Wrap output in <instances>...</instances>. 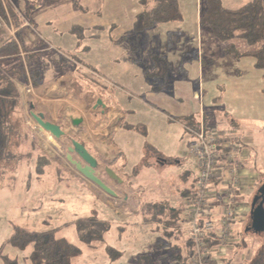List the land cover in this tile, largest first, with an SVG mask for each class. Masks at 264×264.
<instances>
[{"label": "rangeland", "instance_id": "rangeland-1", "mask_svg": "<svg viewBox=\"0 0 264 264\" xmlns=\"http://www.w3.org/2000/svg\"><path fill=\"white\" fill-rule=\"evenodd\" d=\"M248 1L250 0H222V4L227 9H237ZM185 2L186 4L182 8L185 14L182 22L168 25L171 26V29L159 25L146 31L142 35H146V37L142 39L134 35V32L119 34L120 30L127 28L131 17H133L131 10L134 5L140 3V0H80L79 2L85 11H89L86 23L94 27V29L90 28L91 30L86 31L83 38L85 45L91 48L90 58L97 59L99 48L103 45L107 55L113 54L117 50L116 54L119 53L123 57L135 56L141 62L144 61L143 58L148 55L149 50H152L151 52L166 57L172 63L174 74L178 76L168 82L164 95L156 94L153 98H148L138 90L126 86L124 83L127 75L125 77L123 74V80H117L118 84L133 93L131 96L127 95L131 99L127 98L122 102L124 109L128 111L126 112L127 121L144 124L142 130L150 129L151 136L149 134L148 138H145L147 144L159 148L164 155L169 157L168 163L172 165L166 167V170H161L160 173L157 169L160 167L156 164L158 153L154 155V152H149L148 161H153L157 168L148 169L146 167L140 170L139 167H134L136 159L141 156L139 147L142 145L138 143L137 137H131L126 133L124 143H127V149L124 148L123 152L127 155V159H122L125 160L124 163L127 161L124 169L128 174V180L126 179L125 184H122L121 178L115 172L119 171L118 164L113 166L115 171L109 167L121 180V182H116L122 187L121 192L124 194H129L128 190L133 185L136 189L138 188L136 195L138 194L139 198L147 195L150 197L159 196L162 193L168 195L174 190L176 192L179 187L180 180L177 178L179 174L189 169L192 173L195 171L197 174L196 159L191 155L190 149L185 148L179 139L172 138L171 128L165 124V122H169L168 117L159 115L147 105H141L144 101L162 105L160 102H164L166 98L174 100L175 91H178L179 86L175 87L176 82L186 81L192 86L196 80L188 69L194 61L190 56L195 57L196 51L199 49L197 46V21L193 20L197 14V0H185ZM14 3H17L22 10L28 11V13L27 11L26 13L22 12L25 20L31 23L38 21L41 16L50 18V14L56 15V22L65 18L70 20L73 16L70 13L72 9L70 0H14ZM202 4L203 0H200V5ZM67 6L68 9H66ZM200 8L202 9V6ZM50 10L53 11L50 12ZM31 29L35 30L34 26ZM38 29L40 30V28ZM39 30L38 32L34 31L35 34L40 33ZM204 32L206 35L202 45L206 54L209 55V58L206 57L204 62L200 79L202 84L201 104H204L205 122H208L210 129L214 131L216 129L218 132L229 127L234 128L232 138L249 149L250 157L244 168L251 171L254 169L253 172L258 173V176L256 175L255 179H250L255 190L246 191L243 196L246 202L253 204L259 191L264 187V75L262 71L255 68L252 58L237 59L235 55L226 54L225 45L215 40L208 31ZM147 34L149 35L147 36ZM115 37L125 38V40L120 45H110ZM246 48L238 44L236 49L239 52H244ZM146 58L147 61L144 63L149 61V58ZM106 64V66L110 65L108 62ZM125 65L127 66V58L122 59V66ZM182 65L186 70L182 74L183 77H180L182 75L179 76L181 73L179 70ZM148 66L151 69L153 67L150 64ZM133 75L135 74L132 73L130 77L134 78ZM135 81L143 84L145 79H136ZM161 83L162 81L155 80V83L153 81L151 84L156 86ZM198 94L199 88L198 92L192 95V100L197 99ZM187 100L189 101L184 98V101ZM168 112L174 115L176 110L170 107ZM7 126L11 133V122H7ZM181 155L185 160V166L174 167L173 158L170 157H180ZM3 163L5 176L0 174V264H4V257L17 264H31L28 258L32 253V246L25 251H20L7 243L16 226L31 227L38 231L60 228L57 237L79 246L82 251V254L73 260V264H138L139 256L144 254L152 258L153 264L176 262L177 251L174 247L176 243L174 240L171 241L172 245L168 248L169 250H164L165 245L156 246L157 235L149 228L120 222L114 211L110 207L104 206L106 201L103 198L107 196L114 201L116 193V196H109L97 189L98 195L94 196V192L90 194L87 191H81L74 186L72 178L64 171L56 167L48 168L46 164H44L43 172L33 171L29 168V159L19 160L13 156V153L8 152V157ZM109 175L105 171V177L111 178ZM69 187H72V190H69ZM144 187L148 189L145 190ZM188 188L192 190L193 194L195 185ZM187 201L188 199L181 198L183 209L179 215L181 219H185V223H182L185 235L191 238L190 225L186 220ZM220 210L221 208L218 211ZM82 211L83 216L80 214ZM249 211L251 212V209ZM93 214L98 215L101 220H106L110 229L101 242L89 246L79 242L75 221ZM246 216L247 218L244 216V221L234 225V241L230 246V251L226 255L224 253L218 257V264H252L264 249V231L254 232L251 229V215ZM164 240L168 244L167 239ZM111 249L112 252L122 253L118 260H113L111 257L109 253ZM184 262L190 264L188 260Z\"/></svg>", "mask_w": 264, "mask_h": 264}, {"label": "crops", "instance_id": "crops-1", "mask_svg": "<svg viewBox=\"0 0 264 264\" xmlns=\"http://www.w3.org/2000/svg\"><path fill=\"white\" fill-rule=\"evenodd\" d=\"M70 1L72 4V11L70 10V13L73 15L70 20L65 18L56 22V15L50 14V18L41 16L38 21H32V23L26 20L29 24L28 26L24 25V22L20 26H16L14 23L11 26L7 23L0 31V46L7 44L10 40H14L19 47V54L0 57V71L12 77V82L15 85L17 93L16 102H14V107L8 117V122H11L12 128L11 133H9L7 157L9 152L10 154L13 153V156L19 160L29 159V168L40 173L43 172L44 165L42 162L45 161L48 168L56 167L69 174L75 187L90 194L94 192V196H96L99 192L98 188L86 181L66 160L67 148L71 145L70 139L84 144L100 164L98 172L101 174V179L117 194L114 201L110 197L105 196L106 198H103L106 201L104 202V206L110 207L114 211L115 216H118L120 222L149 228L151 232L157 235L156 246L161 247V245H165L164 250H169L168 248L172 245L171 241L174 240L176 242L174 247H176L177 251V258L175 259L177 260L176 262H170L172 264H182L183 260L187 259L190 255L193 246L190 238L185 235V228L182 226V223H185V219H181L179 215L183 209L181 207L183 204L180 200L181 198L188 199V201L191 199L190 194L192 190L188 187L192 185L196 186L198 172L195 174V171L192 173L191 169H189L179 174L177 178L180 180L178 182L180 185L176 192L178 191L180 194L174 190V192H170L168 195L162 193L159 196L150 197L147 195L141 198L138 197V194L136 195L138 188L136 189L135 186L132 185L131 189L128 190L129 194H124L121 192L122 187L118 182L105 177V168L110 167L113 169V166L118 164L119 171L113 170L121 178L122 184H125L126 179L128 180V174L124 169L127 165V161L124 163L127 155L123 152L127 149V143H124V135L126 133L131 137H137L138 143L142 145V147H139L141 156L136 159L134 167H139L140 170L146 167L148 169L157 168L154 166L153 161H148L150 156L147 155H150L151 152H154V155L158 153L156 164L160 167L157 168L160 173L161 170H166V167L172 166L168 163L169 157L167 155H164L154 145L147 144V139L145 138H148L149 134L151 136L150 129L146 128L147 130L145 131L144 128L142 130L145 126L144 124L127 121L126 112L128 111L124 109L122 102L133 93L118 84L117 80H123V74L125 77L127 75L128 77H126V82L124 83L126 86L138 90L148 98H153L156 94L164 95L168 82L178 76L174 74L172 66V72L169 74L168 80L162 82L160 85H156L161 86V90H154L155 86L149 82L147 69L143 65L147 61L146 57L149 58L152 50H149L148 55L141 62L135 56L123 57L119 53L116 54L117 50L113 54L107 55L103 45L102 47L99 46L102 49L100 50L99 48L97 59L90 58L91 48L83 42L86 31L91 30L90 28L94 29L93 25H89L85 21L88 18L89 11H85L81 6L79 9H75L73 0ZM179 4L183 16L182 20L163 24L161 27L171 29V26L168 25L180 23L184 20L185 14L182 8L186 2L185 0H179ZM16 6H18L20 14L24 18L22 11L26 13L27 10H22L18 4ZM196 7L197 14L193 17V20L197 21V46L199 49L196 51L195 57L190 56L194 61L193 63L191 62L192 65L188 69L192 77L196 79L194 84L191 86L186 81L176 82L175 87L179 86L178 91H175L174 100L166 98L164 102H160L162 105H157L151 101H144L141 104L143 106L147 105V107L152 108L154 112H157L161 116L168 117L169 122H165V124L171 128L172 138L174 140L179 139L180 143L185 145V148L190 147L192 140L186 127H196L204 108L203 103L201 104L197 99L192 100V95L196 94L199 86L202 85L200 79L202 78L204 62L207 59L206 57L209 58L202 45L206 33L200 25V0H197ZM66 9H68V6ZM143 10L144 8L140 0V3L134 5L131 10L133 17H131L127 28L120 30L119 34H125L126 32L132 34L136 18ZM52 11L50 10V12ZM33 26L35 30L32 31L31 27L33 28ZM38 30L40 33L36 34L39 37L34 32H38ZM133 34L141 39L146 37V35L142 36L144 33L137 35L134 32ZM123 40L125 38L118 39V37H115L110 45H120ZM123 58H127V66H122ZM107 62L110 65L106 66ZM185 70L182 65L179 70L181 72L179 76ZM132 73L135 74L133 75L134 78L130 77ZM28 74L33 81V95L25 93V89L29 84ZM180 77H183V75ZM135 78H143L145 82L142 84L135 81ZM179 80H182V78H179ZM128 94L130 95L129 97L127 96ZM184 98L189 99V101H184ZM170 107L176 110L174 115L168 112ZM33 114H42L46 122H51L61 127L67 134V137L56 140L50 134L38 132ZM205 124L206 130L218 132L216 129L215 131L210 129L208 122H205ZM233 129L230 127L224 131L222 129L219 134H228L227 136L236 140L232 138ZM244 148L246 150L245 155L249 159V149L247 147ZM170 158H173L174 167H181L186 164L182 155L180 157L171 156ZM3 162H0V174L5 176ZM195 166L197 168V162ZM243 171L245 173L243 184L250 188L246 191L255 190V186L250 182V179H255L258 173L253 172L254 169L251 171L244 168ZM131 183L133 182L131 181ZM144 188L145 190L148 189ZM69 190H72V187H69ZM217 201H220V199ZM239 203L243 209L244 216L247 218L246 215L250 214L249 210L252 204L248 201L246 202L244 196H241ZM215 207V209H218V202L215 204ZM80 214L83 216V211ZM92 216L98 218L96 214ZM85 218L89 217L78 218L75 223ZM101 221L107 222L106 220ZM21 228L35 232H44L31 227ZM164 239H167L168 244H166ZM187 260L192 264L191 259Z\"/></svg>", "mask_w": 264, "mask_h": 264}, {"label": "trees", "instance_id": "trees-1", "mask_svg": "<svg viewBox=\"0 0 264 264\" xmlns=\"http://www.w3.org/2000/svg\"><path fill=\"white\" fill-rule=\"evenodd\" d=\"M79 2L80 0H73L75 9H79ZM141 5L144 10L137 16L134 26V32L137 35L159 25L179 22L183 18L179 0H141ZM200 6H202L201 28L208 31L215 40L225 45L226 54L235 55L237 59L252 58L255 68L262 71L264 75V0H250L237 10L225 8L222 0H203V4ZM9 13L13 23L20 26L23 21L11 6ZM0 15L7 18L1 1ZM238 44L247 47L246 51L239 52L236 49ZM17 54H19V47L14 40L0 46V57ZM148 64L153 66L152 69ZM144 65L147 69V78L151 83L153 81L155 83V80L167 81L172 72V64L156 52H150L149 61ZM153 89L160 91L161 86H155ZM16 98L17 93L12 77L0 71V162L7 158L9 145L7 122ZM201 117L205 122L204 108ZM233 141L237 142L236 140ZM42 163L44 165L45 161ZM192 195L191 193V198ZM109 229L110 225L99 220L96 216L80 219L76 222L79 242L89 246L101 242ZM58 231L35 232L15 227L7 243L20 251H25L32 246L33 250L28 258L31 264H73V260L78 258L82 251L79 246L57 237ZM108 249L110 250V248ZM112 251L111 249L109 252L111 257L113 260H118L122 253ZM192 257L193 248L187 259ZM3 259L4 264H17L7 257ZM138 264H153V260L147 254L140 255ZM209 264L215 263L211 261ZM252 264H264V249L261 250L260 255Z\"/></svg>", "mask_w": 264, "mask_h": 264}, {"label": "built area", "instance_id": "built-area-1", "mask_svg": "<svg viewBox=\"0 0 264 264\" xmlns=\"http://www.w3.org/2000/svg\"><path fill=\"white\" fill-rule=\"evenodd\" d=\"M0 1L7 15V18L0 15V31L7 23H13L9 13L10 6L24 25H29L13 0ZM28 79L25 93L33 95V81L29 74ZM196 98L201 102V85ZM186 129L191 135L189 149L196 159L198 172L195 191L186 208V220L190 225L193 246L191 263L209 264L212 261L218 264V257L230 251L234 241V225L245 218L239 199L249 189L243 184V169L248 157L245 155L244 146L231 140L228 134L206 130L203 117L196 127ZM217 202L219 207L215 209Z\"/></svg>", "mask_w": 264, "mask_h": 264}, {"label": "water", "instance_id": "water-1", "mask_svg": "<svg viewBox=\"0 0 264 264\" xmlns=\"http://www.w3.org/2000/svg\"><path fill=\"white\" fill-rule=\"evenodd\" d=\"M33 119L36 123L38 132H45L50 134L56 140H61L67 137L64 130L51 123L46 122L42 114H33ZM70 147L67 148L66 160L67 162L80 174L86 181L93 184L96 188L106 193L109 196H116L115 192L101 179V174L98 172L100 164L98 160L88 151L84 144L70 139ZM109 176L115 180L120 181L119 177L113 173L109 168L105 170ZM262 199L259 202V197H256L251 206V229L260 233L264 231V187L259 191Z\"/></svg>", "mask_w": 264, "mask_h": 264}, {"label": "flooded vegetation", "instance_id": "flooded-vegetation-1", "mask_svg": "<svg viewBox=\"0 0 264 264\" xmlns=\"http://www.w3.org/2000/svg\"><path fill=\"white\" fill-rule=\"evenodd\" d=\"M261 196H262V195L258 193V195H257L256 197H259V200H260V199H261ZM260 201H261V200H260ZM260 201H259V202H260ZM251 206H252V205H251Z\"/></svg>", "mask_w": 264, "mask_h": 264}]
</instances>
